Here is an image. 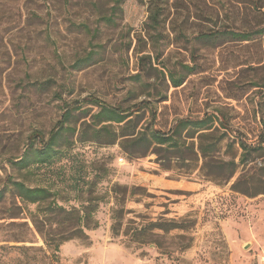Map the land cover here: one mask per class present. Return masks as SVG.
Here are the masks:
<instances>
[{"label": "rangeland", "instance_id": "1", "mask_svg": "<svg viewBox=\"0 0 264 264\" xmlns=\"http://www.w3.org/2000/svg\"><path fill=\"white\" fill-rule=\"evenodd\" d=\"M263 27L247 0H0V264H264V194L232 190L243 167L230 181L208 178L198 144L170 168L155 153L129 157L118 143L91 140L100 110L84 103L53 159L33 163L66 108L91 96L123 108L151 103L156 117L136 113L137 131L214 115L216 157L237 153L238 162L237 133L255 145L262 132L264 35L234 34ZM26 152L31 162L21 166ZM250 158L249 167L264 166V154ZM14 182L92 214L84 234L53 256L35 222L56 234L74 228L57 226L65 213L23 202ZM172 220L187 228L133 242L148 223Z\"/></svg>", "mask_w": 264, "mask_h": 264}, {"label": "trees", "instance_id": "2", "mask_svg": "<svg viewBox=\"0 0 264 264\" xmlns=\"http://www.w3.org/2000/svg\"><path fill=\"white\" fill-rule=\"evenodd\" d=\"M252 6V11L262 18L264 24V0H247ZM156 7V5H155ZM158 8V7H156ZM160 15L159 9L153 11L151 19L153 22H157ZM215 33L205 34V37L214 35ZM257 35H264V27L257 30H246V32L236 33L234 36H238L241 41L252 40ZM175 87H179L182 82L179 79L171 76ZM87 103L89 105L99 108V113L94 116L96 119L95 125L97 128L93 129L92 141L99 142L105 145L119 144L121 149L129 155V157L140 158L145 157L149 153H155L158 157L164 156V160L168 163L164 165L165 168H170L174 155H179L180 159L186 160V153H190L196 144H198V151L203 160L201 167L202 172L205 175L215 181H230L237 170L243 167L242 175L232 185V190L249 197H256L260 194H264V166H250L253 162L251 156L253 154H264V119L261 120L262 132L257 144H249L246 136L239 132L237 133V144L242 151L239 156V161L236 162L237 153H234L230 161H225L216 157L220 153V141L214 142V133L211 132L216 117L214 115H205L200 119L186 118L179 120L175 125L167 132L151 128L144 129L143 131H137V126L134 124V116L141 110L148 108L152 112L153 119L156 115L153 107L149 102H142L140 104L123 108L121 106H113L105 101L91 96L83 99L82 101H76L72 105H69L62 115V120L58 123V126L51 131L50 137L47 143L41 149L33 151V163L37 165L49 163L53 157L57 154L55 149L59 139L65 132L66 124L72 117L74 110H79L81 105ZM220 120V118H218ZM113 125H117L119 129L113 130ZM220 125L228 132H233L231 127L225 121H220ZM185 134V135H184ZM38 139L40 137H37ZM41 139V138H40ZM212 141L210 142V140ZM42 140V139H41ZM44 142V140H42ZM231 147L227 148V153L230 154ZM28 152L20 160L21 166H28L31 162L28 158ZM163 154V155H162ZM195 154V153H193ZM176 157V156H175ZM28 158V159H27ZM159 160H162L159 158ZM166 164V163H164ZM17 197L23 202L29 204H47L48 209L55 214L65 213L64 219L57 221L59 228L69 226L74 228V233H58L53 230V225L50 224V228L44 231L45 227H40L35 222L40 234L43 237L45 246L48 251L52 252L53 256L59 253L60 247L64 242L72 240L74 238H80L79 234H84V230L91 222V215L89 213L81 214L80 211L75 209L66 211L63 207H60L55 200L50 201L53 197L51 191L47 188H30L21 182L12 183ZM4 194L0 192V201ZM117 223L113 226V230H118ZM187 228L186 222L176 221H157L150 222L143 226L139 231L133 233V242L139 244L151 243L154 230H161L163 232H170L173 230H185ZM24 250L38 251L34 247H25ZM46 256V255H45Z\"/></svg>", "mask_w": 264, "mask_h": 264}]
</instances>
